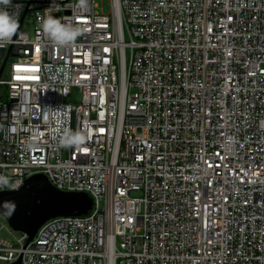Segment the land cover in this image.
<instances>
[{"label": "built area", "instance_id": "built-area-1", "mask_svg": "<svg viewBox=\"0 0 264 264\" xmlns=\"http://www.w3.org/2000/svg\"><path fill=\"white\" fill-rule=\"evenodd\" d=\"M104 1L0 3V194L44 175L94 202L0 238V263L264 264V0Z\"/></svg>", "mask_w": 264, "mask_h": 264}, {"label": "water", "instance_id": "water-1", "mask_svg": "<svg viewBox=\"0 0 264 264\" xmlns=\"http://www.w3.org/2000/svg\"><path fill=\"white\" fill-rule=\"evenodd\" d=\"M8 58L1 67L0 78ZM93 204L88 194L60 191L44 175L28 179L20 191L0 194V214L14 231L29 236L26 247L48 221L61 217L86 216ZM15 264H22V259Z\"/></svg>", "mask_w": 264, "mask_h": 264}, {"label": "clouds", "instance_id": "clouds-1", "mask_svg": "<svg viewBox=\"0 0 264 264\" xmlns=\"http://www.w3.org/2000/svg\"><path fill=\"white\" fill-rule=\"evenodd\" d=\"M8 2L9 0H0V3L7 4ZM18 27V20L6 9L0 8V43H7L16 34ZM41 30L49 40L60 47L70 46L80 35L78 26L62 21L50 12L46 14L42 21ZM82 138L79 131L70 130L61 143L64 147L79 146Z\"/></svg>", "mask_w": 264, "mask_h": 264}, {"label": "rangeland", "instance_id": "rangeland-1", "mask_svg": "<svg viewBox=\"0 0 264 264\" xmlns=\"http://www.w3.org/2000/svg\"><path fill=\"white\" fill-rule=\"evenodd\" d=\"M100 8H104L105 12H109V2L108 0L104 2H99ZM11 64V62L8 64V66ZM9 73V67L6 69V74L4 76V79L7 78ZM0 94L4 95L3 101L7 100V88H0ZM1 103V100H0ZM3 225L5 226L4 228ZM21 237V233L14 231L8 224V222L2 217L0 214V238L3 240H7L11 242L14 246H17L16 239ZM1 264V263H0Z\"/></svg>", "mask_w": 264, "mask_h": 264}, {"label": "snow or ice", "instance_id": "snow-or-ice-1", "mask_svg": "<svg viewBox=\"0 0 264 264\" xmlns=\"http://www.w3.org/2000/svg\"><path fill=\"white\" fill-rule=\"evenodd\" d=\"M39 49H37V51H38ZM32 71H35V69H31Z\"/></svg>", "mask_w": 264, "mask_h": 264}]
</instances>
